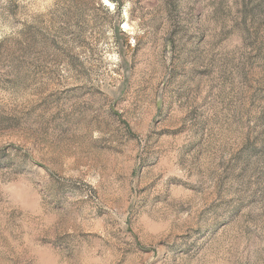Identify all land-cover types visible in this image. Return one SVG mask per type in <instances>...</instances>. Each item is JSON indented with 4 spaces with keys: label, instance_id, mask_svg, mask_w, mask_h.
Listing matches in <instances>:
<instances>
[{
    "label": "rangeland",
    "instance_id": "rangeland-1",
    "mask_svg": "<svg viewBox=\"0 0 264 264\" xmlns=\"http://www.w3.org/2000/svg\"><path fill=\"white\" fill-rule=\"evenodd\" d=\"M0 264H264V0H0Z\"/></svg>",
    "mask_w": 264,
    "mask_h": 264
}]
</instances>
